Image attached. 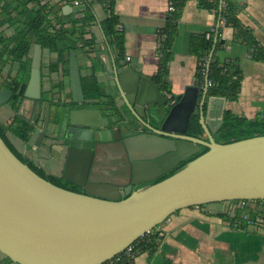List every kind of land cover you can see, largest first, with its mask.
Instances as JSON below:
<instances>
[{"label": "water", "instance_id": "95a60500", "mask_svg": "<svg viewBox=\"0 0 264 264\" xmlns=\"http://www.w3.org/2000/svg\"><path fill=\"white\" fill-rule=\"evenodd\" d=\"M214 48L215 45L207 70ZM31 57L19 109L30 102L28 119L38 125L36 144L48 142L60 147L58 150L65 155L61 176L86 186V190L68 189L43 177L0 135V252L12 262L101 264L182 207L241 198L264 199V134L227 142L216 139L224 121L227 97L209 94L208 73L202 88L196 81L188 84L169 103L149 75L132 64L119 65L112 56L108 71L116 87L117 94L112 93L115 107L124 116L126 126L136 131L123 136L120 126L111 124V116L96 106L93 98L85 96L75 48L69 55L72 96L68 102L79 105L76 107L65 104L54 109L50 100L44 102L40 43L34 44ZM96 57L106 66L100 52ZM155 58L159 63L158 54ZM12 94L11 89L2 86L0 106ZM200 97L201 104L206 102L205 110L196 108ZM120 98L150 133L130 123L126 111L116 102ZM198 113L207 138L187 133L191 115ZM111 143L121 144L126 153L131 168L126 182L91 177L98 161L110 155L106 145ZM202 146L208 149L181 168L132 190L134 184L171 170ZM135 161L152 162L157 172L136 178L135 171L145 172L141 170L145 165L141 163L136 170L132 168Z\"/></svg>", "mask_w": 264, "mask_h": 264}, {"label": "crops", "instance_id": "0c3cea01", "mask_svg": "<svg viewBox=\"0 0 264 264\" xmlns=\"http://www.w3.org/2000/svg\"><path fill=\"white\" fill-rule=\"evenodd\" d=\"M171 1L114 0V10L119 14L120 24L125 31L127 65H134L150 77L158 70L155 55L158 54L159 29L165 24ZM198 1L185 2L179 29L173 41V57L169 62L168 76L171 91L175 95L183 92L188 84L195 82L198 61L197 56L190 52L192 36L209 31L219 23L217 11L200 7ZM234 1L241 5L238 16L242 23L264 45V0ZM91 3L97 19H105L107 14L103 4L97 0H92ZM93 31L96 32L93 33L96 37V50L90 51V55L93 58L100 52L106 65L102 66L99 60L95 74L100 84L116 95L114 80L108 71L112 67L113 55L104 44L102 29L93 27ZM5 32L11 34L13 28L5 27ZM234 34L235 30L231 25H223L221 28L220 36L224 45L218 50V55L220 59H237L243 72L239 97L234 100L227 99L226 108L239 115L254 118L259 113L264 114V61L252 59L245 43L233 41ZM86 63L92 64L90 58ZM19 68L20 63L17 60L8 61L1 68L0 88L5 86L1 85V80H11L19 73ZM29 75L30 68L24 72L26 85ZM41 75L44 102L51 99V92L56 90L61 79H64L66 95L71 98L69 76H64L61 70L49 71L47 67L42 68ZM93 99L97 102L96 106L107 112V107L98 98ZM102 99L109 100V97L103 96ZM20 101L13 103L11 96L8 102L0 106V123L6 127L8 140L21 154L60 179L65 163L64 153L58 150L60 147L48 142L36 144L35 129L38 125L28 119L31 113L30 102L20 111ZM116 102L127 108L123 99ZM39 120L41 125L42 117ZM53 126L52 121L50 128L53 129ZM256 202L258 205L255 210L264 216V200ZM230 204L229 200L212 201L176 210L159 225L163 237L158 248L153 252L148 249L141 251L132 264H264V223L232 226L227 213ZM1 263L17 264L5 258Z\"/></svg>", "mask_w": 264, "mask_h": 264}, {"label": "trees", "instance_id": "16d2710c", "mask_svg": "<svg viewBox=\"0 0 264 264\" xmlns=\"http://www.w3.org/2000/svg\"><path fill=\"white\" fill-rule=\"evenodd\" d=\"M186 1L172 0L174 8L167 12L165 24L159 29L160 46L158 53L160 60L158 70L151 78L164 94L165 92L172 93L168 76L169 62L173 57V41L179 29V22ZM29 2L30 0H0V72L8 61L17 60L20 63L19 73L11 80L2 79L1 85L9 87L13 91L12 102L15 104L20 101L26 88V81L23 77L25 70L31 66V52L35 43H40L43 48L42 68L47 67L49 71L61 70L64 76L70 74L69 55L71 48H75L77 53L78 50L83 51L88 58H91L90 51L96 50V37L86 35L87 23L95 18L91 1L85 3L84 12L79 17H76L74 13L63 12L59 15L58 5L47 11L45 5L31 8ZM109 3L113 11L101 22L104 44L118 64L125 65L127 64L125 31L122 26H118L120 16L114 10V0H109ZM198 3L200 7L215 9L219 16V23L209 31L195 34L191 38L190 52L197 56L198 61L195 81L202 88L205 84V75L208 73V80L211 81L209 94L225 96L232 100L237 99L241 91L243 72L237 59H220L219 57L218 50L224 45V40L220 36L221 28L223 25H231L235 30L233 41L245 43L254 60L264 61V45L258 41L253 31L242 23L238 16L241 5L234 0H199ZM50 12L55 13V23L50 17ZM5 27H12L13 32L7 34ZM86 45L89 46L88 49L85 48ZM214 45L215 48L207 70V61ZM95 71L96 68L93 67L87 73H81L85 96L98 98L107 109L114 108L115 96L99 84ZM60 83L64 86V79H61ZM103 96H108L109 100L102 99ZM191 130L193 135H204L207 138L198 115L191 118ZM257 134H264V114L249 118L226 108L224 121L216 134V139L220 142H227ZM0 135L10 148L37 173L60 186L72 189L30 158L21 154L8 140L6 127L1 123ZM207 149L208 147L205 146L201 152L181 163L173 172ZM254 200L261 201L264 199ZM247 210L250 211L251 208H246ZM241 219L242 223L244 222L242 225H244L246 221L242 216ZM159 243V237L157 234H153L150 241H141L140 252L147 249L153 252L158 248Z\"/></svg>", "mask_w": 264, "mask_h": 264}, {"label": "flooded vegetation", "instance_id": "af4514ba", "mask_svg": "<svg viewBox=\"0 0 264 264\" xmlns=\"http://www.w3.org/2000/svg\"><path fill=\"white\" fill-rule=\"evenodd\" d=\"M53 90L54 91L51 92L52 97H51L50 101H51V106H53L54 109L56 107H59L61 105H65V104H70L71 107L79 106L77 104L72 105L71 103L68 102L70 98L66 95L64 86L61 85L60 80L56 85V90L55 89H53ZM165 96L167 98V102L172 103L175 101L176 95L165 94ZM43 100H44V97H43ZM196 108H198L199 110H202V108H204V110H205V108H206V102L201 104V97L198 99V101L196 103ZM124 111H126L124 113H126L125 116L127 117V119L130 120V123H133V124L137 125L138 127L146 130L148 133H150V131L147 130V128L144 125H142L137 119H135V117L130 113L128 108H125ZM103 112L105 114H109L111 116V124H113V125L118 124L120 126L123 136L133 135L134 133H136V131L130 130L126 126L124 116L121 114V112L117 111V107H114V108L111 107L107 110V112L104 110H103ZM195 115H198L200 118V113L192 114L191 118H192V116H195ZM191 118H190V122L188 125V130H187L188 134H192ZM151 123L154 125H158V122L153 121V120L151 121ZM197 136H200V135H197ZM201 137L206 138L204 135H201ZM106 146L110 148V155L106 159L102 158L101 161H98V164L94 167V170L91 174V177L94 179L95 178L99 179V180H108V181L113 180V182H126V181H128L129 180L128 173L130 172L131 168H130L129 161L126 159V153L123 150L121 144L111 143V144H107ZM204 147L205 146H202V148L199 152H201ZM199 152H197V153H199ZM197 153H195V154H197ZM195 154L189 156L185 160H181V162L176 167L172 168L171 170H169L165 173H162V174L156 176L153 180L144 181V182H141L139 184H134L132 186V190L146 187V186L160 180L161 178L169 175L181 163L188 161L189 158L193 157ZM141 163H143L145 165L144 169H141V170H144L145 172H142L140 174V172H137L133 169L136 172V174H135L136 178L151 175V174L155 175V173L157 172V169L154 170L155 166H153L154 164L152 162H147V161H140V162L138 161L137 162V161H135L132 163V165H133L132 168H136V170L140 169L139 167H140ZM117 164H121V166H119ZM150 167H153V169L151 170ZM151 171H153V172H151ZM119 174H122L124 176H122V177L116 176ZM133 175H134V173H133ZM60 181L63 182L64 184H66L67 186H69L70 188L74 189V190L81 191V192H85V190H86V186L79 185V184L74 183L72 181H69L63 177L60 178ZM3 258H5L6 260H10V259H8V257L4 256L0 252V262L2 261Z\"/></svg>", "mask_w": 264, "mask_h": 264}, {"label": "built area", "instance_id": "2783aa9c", "mask_svg": "<svg viewBox=\"0 0 264 264\" xmlns=\"http://www.w3.org/2000/svg\"><path fill=\"white\" fill-rule=\"evenodd\" d=\"M87 1L92 0H30L29 7L34 8L38 7L40 5H45L47 8V11H50V8L58 5V14L64 13H74L76 17H79L84 12L85 3ZM103 4V6L106 9V14L110 15L113 11L112 7L110 6L109 0H97ZM174 8V5L172 1L169 4L168 12ZM95 12V11H94ZM106 15V17H107ZM50 17L53 20V23H55V13L50 12ZM105 17V18H106ZM99 19H97L96 15L95 18L92 19L90 22L86 25V35L89 37L93 35L95 31H93V27H96L98 29H102V25ZM57 25V24H56ZM118 26H121L120 24ZM103 31V30H102ZM96 33V32H95ZM160 46V41L158 43L157 47V53ZM89 46H85L86 49H88ZM159 55V53H158ZM208 86L211 84L210 80H207ZM167 95H171L170 92H165ZM230 207L228 209V214L231 218V225L234 227H238L242 225V219H245L246 224H253V225H262L264 223V216L255 213L253 209L251 208V201H255L254 199H232ZM246 208H251V210H247ZM160 223L156 225L155 227L148 229L146 232H144L138 239H136L134 242L127 245L123 250L116 253L106 261L102 262L101 264H132L134 261V258L137 254H139L141 249V241L147 240L150 241L153 234H157L159 237V242H161L163 237V231L160 229Z\"/></svg>", "mask_w": 264, "mask_h": 264}, {"label": "rangeland", "instance_id": "374dc122", "mask_svg": "<svg viewBox=\"0 0 264 264\" xmlns=\"http://www.w3.org/2000/svg\"><path fill=\"white\" fill-rule=\"evenodd\" d=\"M46 52V51H45ZM52 54V53H51ZM53 55V54H52ZM77 55H78V60H79V65H80V70H81V73L82 74H85V73H87L91 68H93V67H95L96 69H97V67H98V62H99V58L98 57H96V56H94L93 58L91 57L90 58V60H91V65H88L87 63H86V61L88 60V58H87V55L86 54H84V52L83 51H81V50H78V53H77ZM97 59H96V58ZM100 64V63H99ZM99 84H100V82H99ZM101 85V84H100ZM102 86V85H101ZM102 87H104V86H102ZM68 94H70V91L68 92ZM115 95V94H114ZM121 109L122 110H124L125 109V107L124 106H121ZM259 114H261V113H259ZM54 115H55V112H54V109H53V112H52V116L54 117ZM62 136H64V135H60V137H62ZM251 205H252V209H253V211L255 212V213H259V212H257V210H255V209H257V205H258V203L256 202V201H251ZM260 214V213H259Z\"/></svg>", "mask_w": 264, "mask_h": 264}]
</instances>
